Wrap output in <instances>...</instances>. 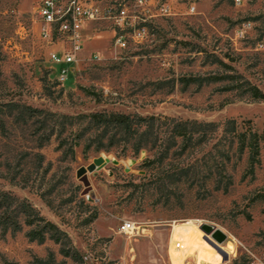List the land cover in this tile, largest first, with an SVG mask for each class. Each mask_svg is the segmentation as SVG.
Segmentation results:
<instances>
[{
    "label": "rangeland",
    "instance_id": "1",
    "mask_svg": "<svg viewBox=\"0 0 264 264\" xmlns=\"http://www.w3.org/2000/svg\"><path fill=\"white\" fill-rule=\"evenodd\" d=\"M36 7L0 0V103L37 110L0 132V188L64 231L82 264H172L177 253L176 264L264 263V140L251 159L221 127L231 118L239 131L264 129V99L241 95L237 85L246 80L264 92V0H176L147 24L143 40L126 37L124 46L107 22L89 24L64 81L50 54L69 51L68 36H42ZM226 74L237 77L180 80ZM96 111L219 126L184 149L176 137L166 153L169 130L161 126L158 146L134 152L131 141L98 143L87 128ZM51 126L55 133L39 145ZM127 219L142 234L119 233ZM175 219L184 226L175 230ZM203 223L223 239L206 237ZM27 229L0 231V264H38L48 253L73 264L52 240H29Z\"/></svg>",
    "mask_w": 264,
    "mask_h": 264
},
{
    "label": "trees",
    "instance_id": "2",
    "mask_svg": "<svg viewBox=\"0 0 264 264\" xmlns=\"http://www.w3.org/2000/svg\"><path fill=\"white\" fill-rule=\"evenodd\" d=\"M237 76L226 74L225 76H209V77H187L181 78L183 85L192 82H211L222 79H235ZM238 86L242 87L241 95H247L251 99L263 100L264 92L250 82L240 81ZM221 89H229L223 87ZM36 109L13 101L0 103V132L5 133L6 125L9 121L11 124H20L23 126V119L26 120L33 117ZM53 116V114H51ZM87 128L95 131L94 138L98 143H102V139H106L108 146L114 144L131 141L134 152L141 148H154L158 146L159 128L165 126L168 128V134L165 138L166 146L162 149L167 152L169 145L176 142L175 138H181L184 149L192 138L203 139L207 133L214 131L219 125L212 121H197L192 119H180L167 117L162 115L142 116L138 114H126L121 112L107 113L104 111H96L88 115ZM66 116L59 115L58 120L62 124ZM248 122V120H247ZM222 131L237 138L238 149L243 151L245 148L249 151L251 159H255L259 152V142L264 140V129L261 133L252 131L250 126L244 130H237V124L234 119H225L222 122ZM46 127L45 130H47ZM54 128L51 126L44 133L42 141L39 145L48 141L50 136L54 134ZM62 140L59 146H62ZM66 153L65 150H62ZM23 225L28 226L25 235L29 240H35L38 243L50 239L59 245V252L63 257H68L73 264H82L79 252L71 245L66 233L59 229L53 222L45 219L39 211L33 207L26 199L18 198L10 191L0 188V231L16 232L20 231ZM38 264H64V262H56L53 254L48 253L45 258H36Z\"/></svg>",
    "mask_w": 264,
    "mask_h": 264
},
{
    "label": "built area",
    "instance_id": "3",
    "mask_svg": "<svg viewBox=\"0 0 264 264\" xmlns=\"http://www.w3.org/2000/svg\"><path fill=\"white\" fill-rule=\"evenodd\" d=\"M36 11L40 18V34L44 37L51 33L68 36L71 49H63L50 54L53 62L61 64L59 81L66 79L75 62V54L84 44V34L89 24L104 21L112 30V39L124 46L126 37L139 42L147 36V24L157 15L170 13L176 0H36ZM239 1V0H235ZM128 33V34H126ZM184 220H172V227H179ZM142 228L134 221L123 220L118 227L119 233L127 236L142 234ZM249 264H264L250 262Z\"/></svg>",
    "mask_w": 264,
    "mask_h": 264
},
{
    "label": "water",
    "instance_id": "4",
    "mask_svg": "<svg viewBox=\"0 0 264 264\" xmlns=\"http://www.w3.org/2000/svg\"><path fill=\"white\" fill-rule=\"evenodd\" d=\"M200 229L204 232L206 237H208L207 235L210 234L217 241L222 240L224 237L223 233L218 228L211 226L209 224L206 223L201 224Z\"/></svg>",
    "mask_w": 264,
    "mask_h": 264
},
{
    "label": "bare ground",
    "instance_id": "5",
    "mask_svg": "<svg viewBox=\"0 0 264 264\" xmlns=\"http://www.w3.org/2000/svg\"><path fill=\"white\" fill-rule=\"evenodd\" d=\"M189 221H187V222H185V224L186 225H189L190 223H188ZM184 226V223H183V225H181V226H179V227H176V228H174L175 230L176 229H178V228H182ZM188 228H186V229H184V233H187V235L189 234V229L187 230ZM188 231V232H187ZM176 240H183L184 238H182V236H180V235H176V236H173ZM172 237V238H173ZM179 243V242H178ZM180 244V243H179ZM182 245V244H181ZM183 246V245H182ZM181 246V247H182ZM178 247H179V245H178ZM183 253V252H182ZM186 253H188V251L187 252H185V253H183V255H185ZM177 255H178V253L176 254V257H174V258H172V264H176V262H178V259H177ZM174 260V261H173ZM178 264H180V263H178Z\"/></svg>",
    "mask_w": 264,
    "mask_h": 264
}]
</instances>
